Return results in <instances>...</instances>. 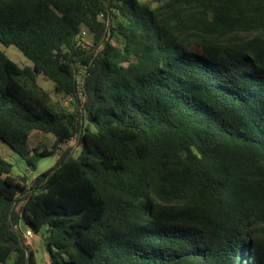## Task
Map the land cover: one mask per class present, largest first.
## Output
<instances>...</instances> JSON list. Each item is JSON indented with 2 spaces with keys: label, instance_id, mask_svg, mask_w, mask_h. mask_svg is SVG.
Wrapping results in <instances>:
<instances>
[{
  "label": "trees",
  "instance_id": "obj_1",
  "mask_svg": "<svg viewBox=\"0 0 264 264\" xmlns=\"http://www.w3.org/2000/svg\"><path fill=\"white\" fill-rule=\"evenodd\" d=\"M0 139V264H264V0H0Z\"/></svg>",
  "mask_w": 264,
  "mask_h": 264
},
{
  "label": "rangeland",
  "instance_id": "obj_2",
  "mask_svg": "<svg viewBox=\"0 0 264 264\" xmlns=\"http://www.w3.org/2000/svg\"><path fill=\"white\" fill-rule=\"evenodd\" d=\"M83 47H87L92 44V37L89 34H85L82 39ZM1 49L6 53V55L17 62L20 66L30 65V61L14 46H1ZM36 88L43 90L48 93L49 101L54 106L55 110H63L66 107L68 102L66 101L61 92H58L54 83L51 79L45 77L42 74H38L35 77ZM70 105V103H69ZM54 141L53 134L49 132H42L37 129L30 131V134L27 138V144L29 147L33 148L38 146V149L43 147L49 149ZM75 139H71L68 143L61 147L65 149L67 146L75 147ZM80 148L77 147L74 151V155L79 152ZM60 152V151H58ZM0 156L12 164V175H26L28 178H32L35 175L41 173L43 170L51 166L56 160V153L46 154L40 156L36 161L34 166L28 165L26 161L21 158L15 151H13L5 142L0 139ZM24 230V227L22 228ZM25 231V230H24ZM25 243L32 249L34 258L38 264H47L48 257V246L46 238L49 235V232H45L41 229L37 232H33L31 237L24 235Z\"/></svg>",
  "mask_w": 264,
  "mask_h": 264
},
{
  "label": "built area",
  "instance_id": "obj_3",
  "mask_svg": "<svg viewBox=\"0 0 264 264\" xmlns=\"http://www.w3.org/2000/svg\"><path fill=\"white\" fill-rule=\"evenodd\" d=\"M85 34H86L85 31H81L80 34L77 36L78 39H81L79 43L82 46H83L82 39L84 38ZM71 100H72V96H68L67 101H71ZM24 235L27 237H31L33 235V232L30 229H25Z\"/></svg>",
  "mask_w": 264,
  "mask_h": 264
},
{
  "label": "crops",
  "instance_id": "obj_4",
  "mask_svg": "<svg viewBox=\"0 0 264 264\" xmlns=\"http://www.w3.org/2000/svg\"><path fill=\"white\" fill-rule=\"evenodd\" d=\"M60 147H64L65 145H59Z\"/></svg>",
  "mask_w": 264,
  "mask_h": 264
}]
</instances>
